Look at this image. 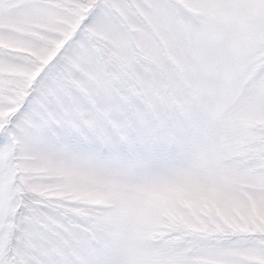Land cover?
Segmentation results:
<instances>
[{
  "label": "snow or ice",
  "instance_id": "6c2138e0",
  "mask_svg": "<svg viewBox=\"0 0 264 264\" xmlns=\"http://www.w3.org/2000/svg\"><path fill=\"white\" fill-rule=\"evenodd\" d=\"M0 264H264V0H0Z\"/></svg>",
  "mask_w": 264,
  "mask_h": 264
}]
</instances>
